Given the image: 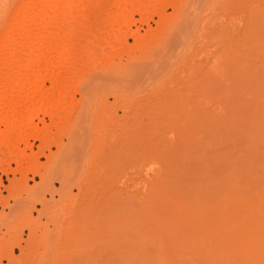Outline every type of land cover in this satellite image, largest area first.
<instances>
[{
    "label": "rangeland",
    "instance_id": "obj_1",
    "mask_svg": "<svg viewBox=\"0 0 264 264\" xmlns=\"http://www.w3.org/2000/svg\"><path fill=\"white\" fill-rule=\"evenodd\" d=\"M85 2L93 33L83 34L99 38V45L90 48L91 64L107 67L113 56L126 63L127 51L133 47L136 62L124 72L137 71L142 67L140 52L149 44V84L163 85V90L141 108L149 86H132L126 75L89 99L82 97L84 82L74 83L70 92L62 87L56 98H43L39 94L50 86L46 81L43 90L34 88L33 98L15 103L6 100L0 88V264H264V257L260 260L256 253L257 248L264 252L260 238L264 235L260 223L264 221V69L255 75L251 34L234 33L239 16L224 0L208 14H202L203 0ZM29 3L0 0V48L9 46L11 24ZM27 19L30 33L38 24ZM196 24L204 27L196 29ZM173 29L178 32L171 33ZM44 79L52 78L46 74ZM113 89L117 101L110 96ZM101 96L109 98V105L85 114L83 107ZM225 97L230 98L228 105L222 102ZM207 101L218 113L228 106L223 107L227 116L223 111L221 115L231 120L232 124L226 121L230 127L246 115V128H231L227 135L216 128L217 139L196 141L199 137L194 138L190 121L201 102ZM228 113L233 114L231 119ZM240 131L254 136L249 141ZM225 144L230 147L227 159ZM213 155L222 162L217 159V164V157L210 160ZM223 166L233 169L232 174ZM224 177L234 182L223 187ZM207 184L223 189H207ZM253 197L261 203L250 202ZM227 198L232 203L228 210L237 213H229L231 218L227 210L216 207Z\"/></svg>",
    "mask_w": 264,
    "mask_h": 264
},
{
    "label": "bare ground",
    "instance_id": "obj_2",
    "mask_svg": "<svg viewBox=\"0 0 264 264\" xmlns=\"http://www.w3.org/2000/svg\"><path fill=\"white\" fill-rule=\"evenodd\" d=\"M85 1L86 0H31V3L27 4V7H25V9H22L18 13V15L16 16V18L13 21V24H11L12 25V28H11L12 31H10V33H8V35H7V42H8V45L10 46V47L8 46L9 49L7 47V44L2 45L0 48V51H1V56H0V88H2L3 92L6 93V95L3 94V96L5 97L6 100H11L14 103L16 100H21V101L22 100H29L35 96L34 95V88L38 89V90H43V87H44L46 81L50 82V86L47 89L43 90L42 94H39L40 97L56 98L60 95V93L62 91V87H65L66 91L70 92V90L73 89L74 83L84 82L86 86L83 88L82 97L89 99L93 96L94 97L97 96L100 93L99 91L101 89L115 85L123 75H126V77H128V80L130 81V84L132 86L139 85V84H140V87H142V88H146L149 86L146 89L145 94L141 98L142 102L139 103V106L141 108H146L149 102H151L153 99H156L157 97H159L161 91L163 90V85H158L156 88L150 87L151 84H149V83H150L151 79H149V77L147 76V73H146V70H147L146 65L151 61V58H152L151 57L152 50L150 49L149 44L145 45L144 48L140 52V54L142 56L141 57V59H142L141 66L142 67L138 68L137 71H133V72L131 71L130 73L124 72L125 69H128L131 65H133L136 62V55L133 54V53H135V52H133V50H134L133 47H131L127 51L128 57H127L126 63H123V64L119 63L118 61H116L115 56H113L112 61L109 63V65L107 67H103V66L97 67L94 64H91V63H94V61L91 58L90 48H92L94 46L97 47L99 45L97 43L99 38H97L95 35H93L91 37H87L86 35L83 34V33H93L92 27H91V24H90L89 18H88V16H90L89 15L90 13H88L89 11L87 12V4ZM220 1L222 2L223 0H203L204 8L202 9V11H203L202 14L205 11H206L205 14H208L207 11L214 9V8H211V7H213V5L214 6L218 5V4L220 5ZM224 1H228L229 6H230V12L239 16V22L237 24V28L235 29L234 33H250L251 34V39L253 40L252 45L250 47L251 54H252L251 58H252V61H254L257 65L256 69H255V75L259 76L262 72V69H264V0H224ZM27 18H31V20H33L34 23L38 24L37 28L36 29L32 28L33 31H30V33H27L29 31V29H27L25 26V24H26L25 21L28 20ZM114 23H117V17L114 19ZM114 25H116V24H114ZM195 26H196V29L197 28L199 29L200 27H204V24H201L199 26H198V24H196ZM80 27H81V29L78 31V29ZM13 30H15V31L13 32ZM177 32H178V30L175 31V29H173L171 31V33H177ZM12 33H14V34L16 33V35H12ZM111 47H114V46L111 45ZM46 74L51 76L52 79L45 80L44 75H46ZM76 78L78 80H76ZM15 88H19V92H15L14 91ZM131 88H133V87H131ZM259 90L261 92V87H259V88L257 87L255 89L256 92L257 91L259 92ZM256 92L254 94L258 93V92L257 93ZM110 96L113 97L114 101L118 100V95H117L116 90L113 89L112 92L110 93ZM0 98H1V95H0ZM225 99L226 100H224L222 102H225L226 103L225 105H228L230 98L225 97ZM94 101H95V104L90 102V103H88V105L86 107H83L85 114L88 115V113L91 112V109H95V108L102 109V108H105L109 105V98L106 96H101L100 98H96V100H94ZM22 102H24V101H22ZM209 102L208 101L207 102H201V105H199L196 108V112L191 118L190 122H191V126H192V131L195 133V134L193 133L195 135L194 138L197 136L199 137V138H195L196 141H200V137H201L200 142H201V144H204L203 143V142H205L204 140H206V141L208 140L205 138H210V139L216 138L217 139V135H216V131H215L216 128H218L219 130L221 129L223 132H225V130H226L225 135H227L228 134L227 132H229V131L232 132L231 128L232 129L236 128L237 130L241 129L242 131H243V129L246 128L245 126L249 123V121L247 123V116L246 115H245L246 117L244 116V118H246V120L239 116L238 118H240V119L238 120V122L233 127H230L229 125H227V122L229 123L231 120L227 121V117H226L227 114L224 113V109H223V107L225 105H223V107L221 108L222 109L221 112L223 111L222 112L223 116H224V114L226 115L225 117H223L221 115V112L220 113L216 112L217 109H214V107L212 106V103L211 102L209 103ZM239 105H241V103ZM245 105L246 104L241 105V107L244 106V108H246L247 105H246V107H245ZM225 107H228V106H225ZM25 108L26 107L23 106V110ZM217 108L220 111V106H217ZM244 108L241 110L239 109L241 112L240 113L241 115L243 112L242 110H244ZM83 109L79 113L80 116L84 115V114H82V113H84ZM227 109L228 110L230 109V112H231L232 108H227ZM18 112H20V110L16 111V113H18ZM232 112H234V114H238L237 113L238 111L236 112V111L232 110ZM231 113L230 114L228 113L229 117H230V115H233ZM229 119H231V117ZM112 124H113V122H112ZM229 124H232V123H229ZM228 126L230 127L229 129H228ZM249 126H250L249 128H251L252 125H249ZM254 128L252 127V129H254ZM247 130H248V128H247ZM247 130L245 132L250 133V130L249 131H247ZM259 130H261V129H259ZM242 131H240V132H242ZM256 132H258V131H256ZM262 132H264V131H262ZM262 132H261V134H262ZM199 133H202V135L204 134L206 137L203 136V138H204L203 139L202 135ZM248 133H246V135ZM243 134L245 135V133H243ZM261 134H260V136H262ZM199 135H201V136H199ZM244 135L242 137H244ZM246 135H245V137H246ZM248 136L249 135H247V137ZM252 136H254V135H251L250 137L252 138ZM258 136H259V134H258ZM242 137L241 138L239 137L238 139L241 140ZM250 137H248V140ZM230 138L231 137H229V139ZM232 138H234V136ZM253 138H255V137H253ZM197 139H199V140H197ZM257 139L259 140V138H256L254 141H256ZM248 140L246 138V141H248ZM244 141H245V139H244ZM17 142L18 141H15V143H17ZM241 142H242V140H241ZM196 143H198V142H196ZM227 143H229V142H227ZM232 143H234V142H232ZM198 144L200 145V143H198ZM198 144H195V145H198ZM226 145L227 144H225L224 146L226 147ZM240 146H241V144H240ZM242 146H243V144H242ZM242 146H241V148H244ZM252 146H253V144H252ZM225 147H223V148H224V151H225V149H227L226 150L227 152H225V153H227V154H225V156L227 155L225 157L227 159L228 158V149H230V147L229 146H227L228 148L227 147L225 148ZM245 151H246V148H245ZM39 152H41V151H39ZM220 152H222V151H220ZM243 152H244V150H243ZM241 154H243L242 151H241ZM249 154H253V153L249 152ZM203 157H200V159ZM215 157H217V158L215 159ZM221 157L223 158V155ZM197 158H195V160ZM245 158H247V157H244V159ZM214 159H215L216 163L219 164L217 159L220 160V158L218 156H214L213 159H210V160H214ZM226 159H225V162H226ZM222 160L224 161V158ZM228 160H227V162H228ZM233 161H235L234 163H236L238 160L237 161L233 160ZM197 162H198V160L195 161V163H197ZM202 162H203V160H202ZM207 164L209 165V164H211V162L210 163L207 162ZM245 164L246 163H244V165ZM212 165H213V163H212ZM227 165H230L229 162ZM227 165H225V166H227ZM231 166H233V165L231 164ZM208 167H210V165ZM215 168H217V167H215ZM222 168L224 169L225 167L223 166V167H221V169ZM201 169H203V168H201ZM221 169H220V171H221L220 173L224 174L225 171H227V170L229 171L230 168H228L226 170L224 169L225 170L224 172H222ZM238 169H240V166ZM231 170H233V169H231ZM231 170L228 172V174H230L232 172ZM236 170H237V168H236ZM216 171H217V169H216ZM216 171H214V172H216ZM243 171H245V170H243ZM236 172H238V171H236ZM246 172H247V170H246ZM210 173H212V172H210ZM241 174H243V172H241ZM244 174H245V172H244ZM244 174H243V176H244ZM239 175H237V176H239ZM240 176H242V175H240ZM239 177H237V178H239ZM205 178H206V176H205ZM212 178H214V176ZM216 178L219 179V177H216ZM224 179H226V178L224 177ZM229 179H231V177L228 178V180L226 179L227 181H223V183H222L223 187H224V184L227 183L228 181L234 182L233 179L232 180H229ZM234 179L237 180L236 178H234ZM213 182H214V180H212L211 183H213ZM42 183H43V181H42ZM229 184H227L228 188H229V186H228ZM207 185L209 186V184H207ZM214 185L209 186V187L207 186L205 188L211 189V188H213ZM204 186H206V185H204ZM232 186H233V183H232ZM241 186H242V184H241ZM214 187L219 189V190L223 189L222 186L221 187L220 186H218V187L214 186ZM220 188H222V189H220ZM228 188H226V189H228ZM229 190H230V188H229ZM209 191H211V190H209ZM232 191L233 190H231L229 192H232ZM243 191H244V187H243ZM215 192H217V190ZM246 193H245V195H246ZM249 193L247 194V197H248V195L250 196L252 192H249ZM226 194L227 193H225V195ZM233 194L235 195L234 192H233ZM240 194H241V192H240ZM240 194H239V196H240ZM243 194H244V192H243ZM201 195H202V193H201ZM205 195H206V193H205ZM222 196H223V194H222ZM206 197L205 198L203 197V198L206 199ZM240 197H244V196L242 195ZM245 197H244V200L247 199ZM255 197H256V195H255ZM255 197H253L254 199H249V201L251 202L253 200V202H254V200L256 198H258V197H256V198ZM262 197H264V196H262ZM212 198H213V196H212ZM218 198L220 199V197H218ZM233 199L234 198H232V201H233ZM227 200H230V199H228V198L225 199L223 201V204H221V202H222V200H221V202H219V204L216 205V207H219V205H220V209L222 207L224 210H227L228 214H229V213H232L229 211L232 208H230L228 210V208L231 207L229 205L232 203L227 201ZM239 200H240V198H239ZM262 200H264V199H262ZM216 201H219V200H216ZM242 201H243V199H242ZM256 203H257L256 205H258V203H261V202H260V200H257ZM246 204H248V203H246ZM256 209H258V208H256ZM216 210H217V208H216ZM212 211L215 212V210H211V212ZM221 212H222V210H221ZM221 212H219V213H221ZM250 212H251V209H250ZM262 212H264V211H262ZM209 213L206 212L207 217L213 216L212 213H210V215H209ZM224 213H226V212H224ZM233 213L236 216L237 213H235V212H233ZM254 213H255V211H254ZM248 214H250V213H248ZM241 215L242 214H240V216ZM259 215L260 214L256 215V216H258V219H259ZM230 216H231V214H229L228 217H230ZM242 216H244V214ZM237 217H235V218H237ZM251 217L254 219L253 216H251ZM210 218H212V217H210ZM255 218H256L255 220H257V217H255ZM260 218L262 219L261 215H260ZM204 219H207V218L204 217ZM226 219H228V218H226ZM229 219H228V221H229ZM261 219H259V221ZM215 220L217 221L216 217H215ZM237 220H235V221L237 222ZM246 220H244L243 222L248 223V222H246ZM249 220H252V219H249ZM255 220H254V222H253V220L251 222H253L254 225L256 226ZM216 221H214V222H216ZM230 222L232 223L231 220H230ZM262 222H264V221H262ZM262 222H260L261 226H264V223H262ZM250 223H249V225H250ZM216 224H217V222H216ZM216 224H215V228L218 229L216 227ZM240 225H242V224H240ZM240 225L238 224V226H240ZM251 225H250L249 229H251V227H252ZM217 226H219V225H217ZM243 226L244 225H242V227ZM255 226H253V228H255ZM261 226H260V228H261ZM245 227L246 226H244L243 228H245ZM239 228H241V227H239ZM260 228H259V230H260ZM262 228H264V227H262ZM236 229H237V226H236ZM236 229L234 231H236ZM261 231H264V230H261ZM237 232H238V230H237ZM253 232L254 231H252V234H253ZM254 233H256V232H254ZM214 234H216V233H214ZM244 234H245V232H244ZM256 234L258 235L259 233H256ZM253 235L255 236V234H253ZM258 236H260V235H258ZM228 237H229V235H228ZM260 238H264V235H262ZM230 239H231V237H230ZM235 240L237 241V239H235ZM246 240L247 239H245V242H246ZM240 242L242 243L243 241L242 240L239 241V245H240ZM257 243H255V244H257ZM261 243L264 244V242H261ZM223 244H224V242H223ZM257 246H259V244ZM250 247L252 248L251 245H250ZM262 247H264V246H262ZM241 248H243V247H241ZM254 248H255V246L253 247V249ZM257 249L259 251H257L256 253H258L257 255L261 254V257H259L261 260V258L264 257V252L261 253L260 249L259 248H257ZM247 250L248 249H246V251ZM250 250H252V249H250ZM236 251H238V248L236 249ZM246 251H244V252H246ZM253 251H256V250H252V252ZM239 252H240V249H239ZM229 253H230V251H229ZM216 256H217V254H216ZM217 257H216V259L214 258V260L220 259L219 257L217 259ZM235 257H236V255L234 256V254H233L234 259H235ZM245 257H243V258H245ZM254 257H256V256H254ZM210 258H213V257H210ZM259 258L257 256L256 259H259ZM249 259H250V257H249ZM251 261H252V259H251ZM262 261H264V258H262ZM224 262H226V261L224 260ZM216 264H218V263H216ZM257 264H259V263H257Z\"/></svg>",
    "mask_w": 264,
    "mask_h": 264
}]
</instances>
